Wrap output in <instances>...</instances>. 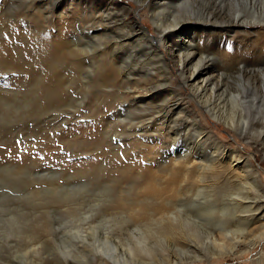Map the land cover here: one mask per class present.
<instances>
[{"label":"rangeland","instance_id":"obj_1","mask_svg":"<svg viewBox=\"0 0 264 264\" xmlns=\"http://www.w3.org/2000/svg\"><path fill=\"white\" fill-rule=\"evenodd\" d=\"M211 1L226 19L240 14L264 23V0L251 4L243 0L246 8L233 0ZM204 7L208 5L203 0H191L165 17L203 18L199 10ZM13 9L0 0V264H264V63L220 67L222 74L206 82L204 98L192 94L175 67L164 68L169 80L163 95L180 99L187 112L177 122L178 131H161L164 152L150 158L147 147H157L158 142H134L135 133L127 128L132 120H142L155 103L140 110L102 108L111 99L106 95L109 82L91 70L82 75L69 63L53 65L56 58L45 56L52 43L62 40L56 29L67 21L55 17L26 34L28 23H34L16 16L18 26L10 23ZM143 16L142 24L151 30L150 20ZM57 20L61 22L56 24ZM185 29L183 40L193 35ZM213 36L232 40V33L206 32L200 44ZM240 38L232 40L235 47ZM167 40L164 47L174 48L176 43L167 45ZM213 83L220 85L216 93L209 91ZM218 96L223 108L214 119L202 102L208 104ZM183 120L190 121L188 134ZM196 121L204 129L197 131ZM173 132L177 138L171 146ZM197 132L202 135L199 144L191 145L198 155L211 150L213 139H205L211 134L219 141L215 153L233 148L245 157L235 172L246 179L233 178L214 163L213 168L197 170L204 172L202 178L210 186L197 189L189 183V175L199 174L192 171L183 178V172L171 173L177 181L172 188L167 186L169 172H174L170 151L186 149ZM232 163L226 162L225 168L237 166ZM150 185L172 199L156 200L164 203L165 218L160 212L152 215L153 202L144 195ZM167 222L179 232L168 231ZM92 245L105 254L94 253Z\"/></svg>","mask_w":264,"mask_h":264},{"label":"bare ground","instance_id":"obj_2","mask_svg":"<svg viewBox=\"0 0 264 264\" xmlns=\"http://www.w3.org/2000/svg\"><path fill=\"white\" fill-rule=\"evenodd\" d=\"M3 1L5 4L8 3L14 8L12 20L14 16H16L18 18H16L17 20L22 19L26 24L27 18L28 20L30 18V20L34 23H28L29 26L27 25V28H29V31H27L26 34L29 33L31 29L34 30L38 28L42 22L48 21L49 19L51 20L55 17L58 20L67 21L66 25H64L63 22L62 26H59V28L56 29L58 38H60V40L62 38V40L52 43V45L47 48L45 56H48V58H56L53 65H55V63L58 64V62L66 64L69 63L70 65L77 67L80 72H82V75H85L87 73V70H91L98 77L103 78L102 80L109 82L111 89L110 91L105 93L111 99L109 101H105L106 103L104 105L101 104L102 108L106 105L108 107L107 111L111 110L114 106L119 107V109L120 107H123L125 109L127 108V110L128 108L132 110H140L142 108H146V105L148 103H155L153 104V106H151V111L149 110L148 113L142 114V116H144L143 119L141 117L139 118L142 120L137 119V121L132 120V124L127 123L130 127L127 129H131L135 133H133L134 136L131 137L133 138L134 142L138 141L141 144H146L149 141L151 143L152 141L158 142L157 147H154V145V148L148 145L147 154L150 156V158L155 157V155L157 156L158 154H160V152L163 151L161 145H163V143L165 144V142L161 140V131L162 133L167 129H171V132L172 130L178 131L177 122L180 120L179 118H181V116L185 117L184 114L187 112L184 109V104L180 101V99L172 98L171 95L170 98L163 95V93L167 90V86L165 83L169 80V78L162 73L164 68H167L169 66L175 67L176 72L181 77V82L188 87L190 86L192 94H194L196 98H204V95L206 93H201L203 92L204 87H206V82H212V80H215V77H219V75L222 74V72H220L222 71V69H219L220 67L231 66L233 68L237 67V65L239 64L241 65V67H246L251 63H253L254 65L264 63V45L260 43L264 42V29L260 28V25L264 23H261L262 21L256 19L248 21L246 19L247 16H241L240 14H237L230 19H226V14H224L221 8H218L217 4L211 0H203L204 3L208 5V8L204 7L199 10V13L203 15V18H189L180 16L178 19L174 18L172 20H168V18L165 17L166 12H171V10L183 7L191 0ZM128 1L135 3L136 5L132 6ZM233 2L237 6H239L238 4L241 3L243 4V8H246L243 0H233ZM248 3L251 4V0H249ZM143 14H146L147 18L150 20L152 24L151 30H148L147 27L142 24V20L144 18ZM163 17L165 18L163 19ZM16 19L14 18V20L10 23L13 22L14 25L18 26ZM58 20L56 21V24H59L61 22H59ZM74 21L76 22V24H78L77 26L74 25ZM64 26L66 27V30L62 34ZM72 26L76 27L73 28ZM245 26H247L248 28H243ZM71 27L72 29H75L73 35V32L71 33V30L69 32V29H71ZM184 27H188V32H190V30L193 31V35H191V37L186 40L181 39V34L185 29ZM6 28H8V26ZM240 31H243V34L239 36L237 35V32ZM206 32L210 34H214L217 32L232 33V40L235 41L237 38L241 37L239 41H245V44H241L240 42H238L237 47H235V44H233L232 40L223 41L221 39H216V36H213L210 42L208 41L207 43L201 45L200 43L201 41H204V34ZM102 38L106 39L104 43ZM165 40L168 41L167 45H170V43L174 42L176 43V45L174 46V48L166 49L164 47ZM63 42L64 45H62ZM232 49H234V51H232ZM232 55H234V57L229 58V56ZM66 58H68L67 61L65 60ZM30 61L32 60L30 59ZM42 63L43 62H41V64ZM256 66H253V68H257ZM263 67L264 64L262 68ZM60 69H62V67ZM63 70H65V68ZM62 73L64 72L62 71ZM203 74L208 75L207 77H203ZM213 87L216 88V91ZM218 87H216V85H214L213 83V86H211V88L209 87V91L212 89L211 92L216 93L219 90ZM173 97H176V95H174ZM221 104L222 100H220L219 96L208 104H206V101L202 102L203 108L206 110L208 115L214 119H216V113L223 108ZM99 112L100 114L104 113L103 109L102 111L99 110ZM115 115L117 116V113ZM115 115L112 114L109 118H112ZM191 121V124H195V121ZM189 122L187 123L185 120H183L184 125L187 126L185 127V134H188L189 132ZM196 122V130L199 131V129H202L204 126L200 122ZM213 127H215L214 124ZM190 129L192 131V128ZM202 133H204V131ZM190 135L191 134H189V136ZM176 136L177 133L175 132L172 136L173 141H171L169 145L174 144V140L177 138ZM201 137L202 135L197 132L192 137V142H187V145H189L186 147V149L183 148L184 152H182V150L181 152L177 153L169 150L172 154L169 156V160L173 161L171 169L174 170V172H169L170 174L175 172H183V178L184 175L186 176L188 173L199 172L197 171L198 169L208 170L210 168H213L214 163H218V168L223 167L224 169H226L227 173L231 177L236 179L239 178V180L246 179V176L244 177L239 174V172H235V170L238 169L239 166H241L237 164H239L240 161L244 160L245 157L241 156V154L239 153H236L237 150L233 148L226 149L225 152H223V150H218V152L215 153L217 151V145L215 144H217L219 141L216 140L215 137H213L211 134H208V136L205 137V139H213L210 142L211 150H209L208 152L206 151V153H204L203 151L202 155H198L197 150L194 149L191 143H193V145L196 142L198 143ZM195 148H197V146ZM226 162H229V164L230 162H234L232 164L237 166L232 167L231 165H228V168H225ZM164 168H162V170ZM243 172L246 173L245 170ZM203 174L204 172L201 171L199 172L197 177L194 175V173L192 175H189V183H191L192 185L195 184L197 189L207 187L208 185L210 186V184L205 182V180L202 178ZM193 175L196 177V179H194ZM168 178L169 179L166 185L171 187V185H174L177 180L175 176H172V174ZM188 185L189 184H187V186ZM153 190L159 191L156 192ZM164 192L166 191L162 188L155 189V187L150 185V187L147 188V191L144 194L146 198L150 200V202H153L152 204L154 205V208L152 210V215L160 212V218H165V216L167 215V211L163 209L164 203L156 202V200L158 201L159 199L170 202L172 201V199L170 200L169 195L164 197ZM177 201L179 203L178 199ZM171 205L172 204H169V207ZM244 219H247V217H244ZM164 226L168 229V231L170 230L174 232L173 234H175L176 229L173 231L175 225L167 222ZM149 229H152V226H150ZM92 251L94 253L100 252L105 254V251L98 246L92 245ZM34 252H36V250H34ZM132 257L135 258L136 256ZM105 263L108 264L109 262L105 261Z\"/></svg>","mask_w":264,"mask_h":264}]
</instances>
